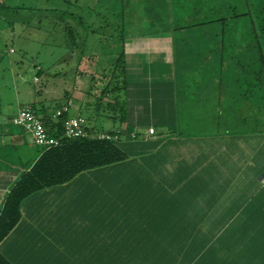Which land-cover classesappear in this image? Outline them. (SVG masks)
Here are the masks:
<instances>
[{"label":"crops","instance_id":"obj_1","mask_svg":"<svg viewBox=\"0 0 264 264\" xmlns=\"http://www.w3.org/2000/svg\"><path fill=\"white\" fill-rule=\"evenodd\" d=\"M165 4L156 0L148 10L158 12ZM181 8L179 2L172 5V14ZM203 10L195 9L201 16L196 23L174 27L180 39L171 34V24L157 27L147 17L141 26L153 29L148 36L127 37L126 25H118L124 123L119 125L122 120L112 110L118 96H104L97 104L82 77L75 97L84 105L79 111L95 108L93 121L84 118L91 134L120 133L117 144L127 160L26 198L19 224L0 245L11 264H264V245L254 241L264 236L257 235L264 228L258 220L264 214V140L251 133L200 134L194 126L204 115L201 108H211L209 117L227 108L220 84L211 91L205 79L215 74L209 66H222L225 35L216 34L221 38L210 50L199 45L201 39L195 42L200 37L184 38L185 29L205 22ZM68 27L61 30L70 45ZM74 38L77 47L72 48L79 51ZM86 67L79 74L98 77L102 69ZM192 81L198 91L189 86ZM227 90L233 94V88ZM6 103L0 101V211L10 188L40 156L33 152L31 136L12 124L25 105L8 115L11 104ZM68 107L34 111L54 124L66 112L73 118Z\"/></svg>","mask_w":264,"mask_h":264},{"label":"rangeland","instance_id":"obj_2","mask_svg":"<svg viewBox=\"0 0 264 264\" xmlns=\"http://www.w3.org/2000/svg\"><path fill=\"white\" fill-rule=\"evenodd\" d=\"M133 1L0 0V101L11 104V108L6 109L8 115L15 111L17 105L33 106L38 111L45 106V110L51 112H61L64 107L69 106L68 115L70 117L82 116L81 118L93 121L95 119L93 106L89 110L85 108L79 111L80 106L84 107L81 102L77 104L78 100L75 97L79 91L77 87L82 86L79 83V77H82L83 82L86 81L85 84L89 87L87 95L97 100L98 104L101 99L100 92L105 88L106 81L109 79L107 73L112 72L113 64L119 57L118 52L121 45H118V36H120L118 35V25L122 22L126 25L127 37L135 36L141 32H145L144 36H148V32L153 34L151 31L153 29L141 26L142 19L148 18V23L154 22L157 27L171 24L169 25L171 34L176 33V38L180 39V32L178 30L174 32V27L196 23L195 21H199L201 16L200 13L195 14V9L204 8V21L220 19L222 16L226 20L185 29L188 34H184V38L195 40L196 37H200L195 42L201 39L199 45L210 50L213 45H217L215 39L221 38L216 34L225 35L226 42H224L225 46L221 52V56L224 58L222 66L218 65L214 68L209 66L208 70L215 71V74L211 73L208 77L205 76V79L209 82L211 91L213 88L219 87L218 84H220V87L223 88L221 99L223 98V103L227 108L226 110L225 107L221 108L222 115L214 114L210 117L206 114L212 111L211 108H201L204 115L200 116L198 123L194 126L198 127L200 134H223L228 137V134L251 133L261 135L259 141H263V86L259 84L257 87L246 86V83L242 82L243 68L247 69L245 63L253 58L252 56L247 59L244 55L247 49L254 50L253 29L249 19H243L242 24L240 18L238 20L231 19V21L228 19L230 14L235 15L239 12L240 7L239 10L234 9L231 13L229 7L226 10L227 0H198L199 2L196 0H167L165 7L162 5L161 10L153 13L148 8L156 0H150L149 3L145 1L143 3V0ZM177 2L182 6L180 9L182 12L172 14V5L176 4L177 6ZM234 2L241 5V0H234ZM156 6L158 5L154 7ZM242 8L244 9V7ZM177 13L179 14L177 15ZM67 26L72 27L76 38L80 41L79 51L76 48L73 49L72 45H68V41H66L61 29ZM155 29L156 31L163 30L162 28ZM243 33L245 34L243 35ZM110 35L115 36L111 38ZM229 35L234 37L233 43L227 41ZM241 38H243L242 42H240ZM228 44L231 53L226 48ZM240 46L241 48H239ZM191 48L192 45L189 44L187 49L191 50ZM111 49L112 52H109ZM208 49H204V51H209ZM230 57L233 59L229 60ZM90 61L92 62L87 63ZM233 62H236L237 65L233 66ZM230 63L233 67L229 65ZM86 66H91V69L96 71L99 70L98 66H102L101 72L98 74L99 77L94 74L91 76L79 74V72H84L85 69L82 68H87ZM38 67L41 68L40 73L36 70ZM229 68H235L234 76L230 75ZM191 71L194 72V69ZM101 74H105V78L101 77ZM193 76L191 75V80H195ZM183 79L188 82L187 78ZM191 83L189 86L198 91L193 81ZM228 88L234 89L233 94L228 92ZM65 93L73 94V99L65 97ZM213 111H217V109H213ZM33 149L34 154L40 151V148L35 145ZM262 217L258 219L261 224L264 223V214ZM248 224L253 230L254 224ZM262 226L264 227V225ZM261 233L264 234V228H260L257 235ZM254 241L255 244L264 245V236H257Z\"/></svg>","mask_w":264,"mask_h":264},{"label":"trees","instance_id":"obj_3","mask_svg":"<svg viewBox=\"0 0 264 264\" xmlns=\"http://www.w3.org/2000/svg\"><path fill=\"white\" fill-rule=\"evenodd\" d=\"M227 3L229 6L225 4L226 10L229 7L231 13H233L234 9L239 10L240 7L239 12L235 15L230 14L228 19L231 21V19L238 20L240 18V23L243 19H249L253 29L252 33L255 36L253 48L256 51L252 50V52L251 49H247L244 55L247 59L252 58V56L256 58L249 59L245 63L247 69L243 68L242 82H245L246 86L253 85V87H257L262 85L264 89V0H241L240 6L235 4L234 0H227ZM225 20L226 18L222 16L220 19L206 20L201 25L224 22ZM69 27L70 29L67 31L68 37L70 38L71 44L75 46L76 40L71 26ZM242 41L243 38L240 39V42ZM226 47L230 52V45ZM255 67L256 70H254ZM38 72L40 73V69H38ZM121 73L122 65L120 56V59H117L113 65L112 72L107 73L109 79L106 81L105 88L100 92L101 99L108 95L118 96L116 97V102L112 110L122 120L119 125H122L121 123L125 121V107L119 101V96L124 88V84H119L122 78ZM104 75L101 74V77L105 78ZM31 108L35 110V107L32 106ZM66 113L58 116L54 124H50L46 118H40L44 128L50 135L59 137L62 134V122L67 119ZM39 153L40 156L36 162L28 171H23L3 201L0 211V245L19 224L20 206L26 198L39 191L69 183L82 173L100 170L127 160V155L119 148L117 141L97 139L65 140L61 146L56 148H40ZM180 254L182 252H178V256ZM166 259L168 261L170 257L166 256ZM0 264L11 263L0 254Z\"/></svg>","mask_w":264,"mask_h":264},{"label":"built area","instance_id":"obj_4","mask_svg":"<svg viewBox=\"0 0 264 264\" xmlns=\"http://www.w3.org/2000/svg\"><path fill=\"white\" fill-rule=\"evenodd\" d=\"M12 124L28 133L33 144L42 149L59 147L65 140L97 139L116 142L120 136L119 132L93 135L87 130L86 120L81 117L65 119L62 122V134L59 137L53 136L44 128L41 120L30 106L20 108L12 118Z\"/></svg>","mask_w":264,"mask_h":264}]
</instances>
